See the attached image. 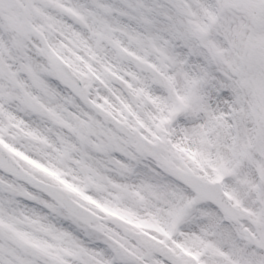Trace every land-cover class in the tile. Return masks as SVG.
Listing matches in <instances>:
<instances>
[{"label": "snow or ice", "instance_id": "snow-or-ice-1", "mask_svg": "<svg viewBox=\"0 0 264 264\" xmlns=\"http://www.w3.org/2000/svg\"><path fill=\"white\" fill-rule=\"evenodd\" d=\"M0 264H264V0H0Z\"/></svg>", "mask_w": 264, "mask_h": 264}]
</instances>
